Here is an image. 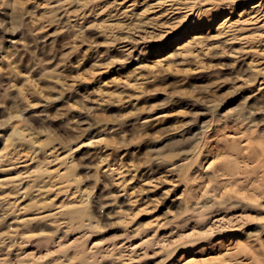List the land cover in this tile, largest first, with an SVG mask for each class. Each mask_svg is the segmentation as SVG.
<instances>
[{
    "label": "rangeland",
    "instance_id": "obj_1",
    "mask_svg": "<svg viewBox=\"0 0 264 264\" xmlns=\"http://www.w3.org/2000/svg\"><path fill=\"white\" fill-rule=\"evenodd\" d=\"M56 1L0 0V129L15 120L54 159L37 154L27 161L32 168L23 172L17 164L0 179L29 175L43 186L49 171L51 180L62 181L66 165L58 163L72 160L71 178L90 218L22 228L10 218L46 212L60 199L27 197L10 218L0 205V259L264 264V92L256 91L259 81L247 66L252 58L264 61V40L243 44L242 36L258 34L253 28L235 32V40L217 29L261 0H227L210 21L202 15L194 28L176 29L166 39L128 33L122 12L134 2L131 11L138 14L141 0H85L86 8L66 6L67 16L37 42L33 30ZM218 3L194 0L191 6ZM106 25L122 29L103 30ZM205 47L211 49L203 55ZM178 163H187L185 173L172 170ZM106 169L124 176V192L138 201L134 208L113 201L125 194L110 186ZM14 230L18 235L8 239Z\"/></svg>",
    "mask_w": 264,
    "mask_h": 264
},
{
    "label": "bare ground",
    "instance_id": "obj_2",
    "mask_svg": "<svg viewBox=\"0 0 264 264\" xmlns=\"http://www.w3.org/2000/svg\"><path fill=\"white\" fill-rule=\"evenodd\" d=\"M83 1L65 0L64 2V0H58L54 3L48 4L49 9L47 10L46 13L47 17L45 18L43 17L41 20H38L40 27L35 28L33 30V36L36 37L38 35L39 36L42 35L43 32L47 30V28H50L52 24L56 22L57 18L59 19V21H61L63 17H66L67 16L65 14L67 13V9L65 8L66 6L71 7L75 4L79 7L86 8L88 5V3L86 2L88 1L85 0ZM191 1L194 0H141L142 8L138 14L137 13L134 14L131 11L135 3L133 2L129 4L126 7V11L122 12V15H125L127 17V29L129 30L128 33L133 31L132 33H138V34L142 32L143 33L142 35L157 34L159 39H163V38L166 39L167 36L175 32L176 29H180L182 27L186 30L194 28L195 22L202 15L211 16V18L206 19V22L210 21L215 15H217L216 11L223 10L222 9V7H224L223 5H229V3L226 4L227 0H218L221 2L218 4L222 5L219 8H215V6H212L204 10L202 9L194 10L192 9ZM225 7L228 8L229 6H225ZM113 28L117 29L118 31H121L122 29L119 26L106 25L102 27L103 30H109ZM247 28H253L252 30L257 31L258 34L251 33L249 35L247 34L242 36L241 40H243V44H247L249 42L258 39L264 40V31L262 30L264 29V0H261L258 4L250 7L247 10L246 15L238 16L236 19H233V17H226L223 21L218 23L217 26V29L222 34L231 33L233 35V37L231 38L232 40H235L236 37L235 32L238 31L242 32ZM58 31L59 29L57 28V32ZM43 38H45V36H42L41 39ZM193 38H192L193 40H197V41L200 40L197 37H193ZM35 39L37 40V42L40 41V37H36ZM144 39H145L144 37L141 38V40ZM127 41L128 40H124L123 42H127ZM210 49H211L210 47H205V49H203L205 51L203 55L209 52ZM253 51L251 52L252 56L260 55L258 54L259 51L257 52H253ZM261 59L263 58L261 57ZM258 62L260 61L252 58L251 63L247 66L251 68V71L255 76L254 82L259 81L257 86L258 88L256 91L258 92V90H263L264 92V61L261 62V64L259 65ZM144 122H147V120H144L143 123ZM204 138H206V135H204ZM93 143L95 144L96 148H98L101 142H93ZM15 144H18L21 147L24 146L25 148L32 150V152L34 153V157H32V155L29 156L28 154H22L23 152L17 151ZM52 153L53 151L48 152L45 150L43 145L37 144L34 138L30 134H28L22 127L17 125V122L15 123V120L5 123L0 129V172L10 171L12 170V168H15L17 164L20 165V168L23 170V172H26L31 167L30 163L28 164L27 161L35 162L34 160H36L37 158L36 155L41 154L43 155L44 161L49 160L48 163L53 162L54 159H51ZM61 158L64 159L66 157L64 158L61 157ZM62 164L66 165L65 168L60 166ZM186 164L187 163H178L172 166L173 168L172 170H182V172L185 173L188 167ZM58 165L59 167L63 168L60 170L63 172L59 174L60 177L62 176L63 180L62 181L51 180L52 177L51 175H49L50 174L49 171H46L45 173L46 180L45 182L43 180L44 183L43 186H36L35 185L36 178H34V176H32L31 178V176L29 175H26L23 178L17 175L9 179H0V205L2 207L6 206L10 209L9 212L8 211L7 213L4 212L5 217L3 216L2 211L0 216L4 218L6 217L10 218V216H12L15 213L19 214L20 210L22 211L23 208V207L19 208V206L21 205V202L27 197L37 199L34 202L41 203V202H45L44 197L46 195L53 194L54 199L57 200L60 199L58 202L53 199L57 203L56 206L53 205L54 207L49 209L48 211L34 214L33 216H29V217L24 216L21 219H18L17 217L10 218L13 219L10 224H15L22 228H29L30 226L39 223H45L47 225L50 224L60 225L61 223H64V222H60L63 219L68 221L75 220L77 223L82 224V222L84 221L83 218L86 219L88 217L90 218V212L85 199V195L78 186V180L75 177L71 178L73 177L72 172L75 166L73 161L70 160L66 163L60 162L58 163ZM116 171L117 169L116 170L106 169L105 173L107 176L111 178L110 186H113L116 189V191H120V192L122 191V193H124L125 195H123L124 197L123 200L119 194H116L114 195L113 201H116L118 198H120L121 204H125L130 208H134L135 204L138 201L133 200V196H131V194L129 195L124 192L125 191L124 176L121 174V172H116ZM145 185L149 187L150 192L152 190H156V186L152 187L151 182H146ZM170 190L171 189H169V191ZM76 192H79V197L74 196V193ZM163 193L164 195L167 196L169 192H163ZM61 194L63 195L60 196ZM30 205H33V203L30 202ZM17 235H18V230H14L12 232L7 233L5 236H7L8 239L13 240L14 237ZM3 237L4 236H0V238ZM6 262H7L6 259L3 258L0 259V264H5Z\"/></svg>",
    "mask_w": 264,
    "mask_h": 264
}]
</instances>
